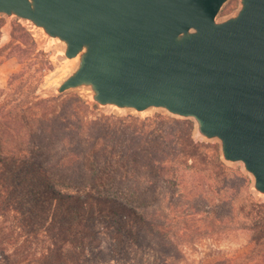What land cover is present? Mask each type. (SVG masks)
Listing matches in <instances>:
<instances>
[{
  "label": "trees",
  "instance_id": "trees-1",
  "mask_svg": "<svg viewBox=\"0 0 264 264\" xmlns=\"http://www.w3.org/2000/svg\"><path fill=\"white\" fill-rule=\"evenodd\" d=\"M6 25L0 16V64L14 58L20 68L0 88V264H140L143 253L189 264L186 247L241 229L244 254L205 264H264V201L219 145L195 137L193 120L97 115L79 94L42 95L51 60L22 24L2 43ZM233 172L242 178L236 215L217 216L220 203L199 220L195 204L171 218L145 210L156 190L183 191L188 173L221 196Z\"/></svg>",
  "mask_w": 264,
  "mask_h": 264
},
{
  "label": "water",
  "instance_id": "water-1",
  "mask_svg": "<svg viewBox=\"0 0 264 264\" xmlns=\"http://www.w3.org/2000/svg\"><path fill=\"white\" fill-rule=\"evenodd\" d=\"M0 0V15L28 21L63 44L75 68L55 95L87 88L92 103L192 119L220 142L264 197V0Z\"/></svg>",
  "mask_w": 264,
  "mask_h": 264
},
{
  "label": "rangeland",
  "instance_id": "rangeland-1",
  "mask_svg": "<svg viewBox=\"0 0 264 264\" xmlns=\"http://www.w3.org/2000/svg\"><path fill=\"white\" fill-rule=\"evenodd\" d=\"M240 7V0H228L219 13L218 21H222L233 15H236ZM0 16H2L6 20L8 25L7 18L4 15ZM12 24H22L23 26L29 28L34 37L37 39L39 47L51 60L52 67L45 72L46 76L44 78V85L42 86V95H55L54 85L62 82L75 68V65L72 62L66 60L63 54V44L56 40L47 39L41 32V30L34 28L26 20L14 18L12 19ZM7 25L3 31L2 43H7L11 40L12 27L7 30ZM19 68L20 65L14 58L6 60L2 64H0V88H5L7 86L10 74L18 70ZM65 94H79L92 106L97 107L95 111V114L97 115L105 114L116 115L120 117L133 115L139 116L141 118L150 117L155 115L156 113L170 115L165 110L155 108L149 109L144 113H137L132 110H117L112 107L102 108L92 103L89 96V90L87 88H76L70 90ZM194 135L198 140L209 144L219 145L220 148V142L218 140H205L197 136L195 130ZM224 163L228 167L236 170L235 172L238 171L239 173L248 176L251 182V192L256 199L264 201V197H260L256 192L253 191V179L247 172H245L243 164L241 162ZM230 177V185H232V190L228 191V189L226 188L221 193V196L214 197L213 194L207 189L197 187L195 185V179L188 173L182 180L184 188L183 191L177 192L174 195L172 193V190L169 191L166 188H160L149 195L147 200L148 202H150V207L145 210L149 212L151 216H156L157 218L158 216L154 213H156V211L158 210V215H162L164 216V218H167L168 216L169 218H171L172 211L173 213L180 215L181 213H183L182 210H184L183 207L186 204H195V209L197 210V214H199L196 216V219L199 220L200 218L206 216H213V205L220 203V209L217 210V216L231 217L237 214V202H239L240 198H242V178L234 172ZM239 218L242 220L241 215L239 216ZM249 239L250 233L242 229L230 231L228 230L219 234L206 236L199 239L193 247L189 246L185 248L187 261L189 264H205L219 255L227 257L242 255L248 250ZM139 261L140 264H154V258L151 255H147L144 253L139 255Z\"/></svg>",
  "mask_w": 264,
  "mask_h": 264
}]
</instances>
